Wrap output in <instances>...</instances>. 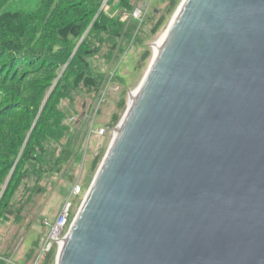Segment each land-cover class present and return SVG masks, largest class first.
I'll return each instance as SVG.
<instances>
[{
	"label": "water",
	"instance_id": "obj_1",
	"mask_svg": "<svg viewBox=\"0 0 264 264\" xmlns=\"http://www.w3.org/2000/svg\"><path fill=\"white\" fill-rule=\"evenodd\" d=\"M56 264H264V0H183Z\"/></svg>",
	"mask_w": 264,
	"mask_h": 264
},
{
	"label": "rangeland",
	"instance_id": "obj_2",
	"mask_svg": "<svg viewBox=\"0 0 264 264\" xmlns=\"http://www.w3.org/2000/svg\"><path fill=\"white\" fill-rule=\"evenodd\" d=\"M27 1H21V5ZM182 1L170 6L169 0H126L124 6L116 8L119 0H101L98 12L119 13L124 24L119 29L121 36L110 38L98 34V40L88 28L76 47L84 40L91 46L96 44L98 54L90 64L102 74L103 85L93 93L78 82L69 97L59 100L57 108L62 114H56L50 123L56 130L53 132L60 128L59 144L45 145L49 147L45 161L27 172L24 177L27 186L25 189L21 186L14 195L10 204L14 214L0 220V264H33L66 202L70 203V222H73L116 135L131 94L138 89L152 62L154 46ZM161 19V25L154 30ZM52 89L48 88L40 97L39 112ZM63 148L67 149L66 153ZM55 160L57 164L53 165ZM8 177L0 187V197ZM76 188L80 190L77 195ZM51 249H55L52 264H56V246L52 245ZM49 253H43L44 260L39 264L45 263Z\"/></svg>",
	"mask_w": 264,
	"mask_h": 264
},
{
	"label": "trees",
	"instance_id": "obj_3",
	"mask_svg": "<svg viewBox=\"0 0 264 264\" xmlns=\"http://www.w3.org/2000/svg\"><path fill=\"white\" fill-rule=\"evenodd\" d=\"M21 1L0 0V187L9 175L0 197V220L14 214V195L27 186V172L45 161V145L59 144L60 128L53 132L50 125L62 114L59 100L69 97L78 82L93 93L103 85L102 74L90 64L98 47L86 40L76 47L77 42L88 28L97 38H114L124 27L119 13L98 12L101 0H28L26 5ZM169 1L172 6L178 0ZM124 4L126 0H119L116 8ZM50 87L39 112L40 97ZM54 251L44 264H52Z\"/></svg>",
	"mask_w": 264,
	"mask_h": 264
},
{
	"label": "built area",
	"instance_id": "obj_4",
	"mask_svg": "<svg viewBox=\"0 0 264 264\" xmlns=\"http://www.w3.org/2000/svg\"><path fill=\"white\" fill-rule=\"evenodd\" d=\"M103 133L104 131L101 130L100 134H103ZM114 137L115 136L113 135V138ZM79 192L80 190L76 188V191H74V194L77 195L79 194ZM66 203L63 205V208L61 207L62 210L60 209L58 216L56 217L55 221L51 225L50 235L45 241L42 251L39 253L38 257L35 258V262L33 264L42 263V261L44 260L43 253L50 251L52 248V245L56 246L57 254L61 250L65 242V239L67 237L68 231L72 224L70 222V211H69L70 203L69 202H66Z\"/></svg>",
	"mask_w": 264,
	"mask_h": 264
},
{
	"label": "bare ground",
	"instance_id": "obj_5",
	"mask_svg": "<svg viewBox=\"0 0 264 264\" xmlns=\"http://www.w3.org/2000/svg\"><path fill=\"white\" fill-rule=\"evenodd\" d=\"M177 11V10H176ZM175 14H176V12H175ZM174 21V16H173V18L171 19V22H170V24L172 23ZM168 29V28H167ZM167 29H166V31H167ZM164 32L163 33V35L159 38V40L157 41V43L155 44V46H154V56H156L158 53H159V51H160V48H161V46L163 45V43L165 42V40H166V38H167V32ZM137 92H138V89L135 91V92H133L132 94H131V102L133 101V99L137 96ZM117 133V132H116Z\"/></svg>",
	"mask_w": 264,
	"mask_h": 264
}]
</instances>
